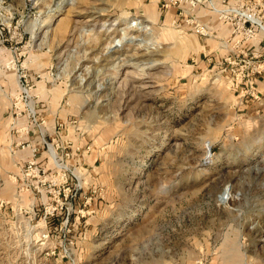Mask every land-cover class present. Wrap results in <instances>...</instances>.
<instances>
[{"label":"rangeland","instance_id":"rangeland-1","mask_svg":"<svg viewBox=\"0 0 264 264\" xmlns=\"http://www.w3.org/2000/svg\"><path fill=\"white\" fill-rule=\"evenodd\" d=\"M198 3L264 20V0H0V264H264V93L254 64L195 63ZM32 103L81 177L63 208L51 160L25 174Z\"/></svg>","mask_w":264,"mask_h":264},{"label":"built area","instance_id":"built-area-1","mask_svg":"<svg viewBox=\"0 0 264 264\" xmlns=\"http://www.w3.org/2000/svg\"><path fill=\"white\" fill-rule=\"evenodd\" d=\"M193 6H195L196 2H192ZM229 11L234 12L232 19V25L235 24L236 22V27L232 29V33L234 34L233 39L236 40L237 44H235L236 47L242 46L243 43L248 42L252 39L255 38L256 32L257 31H264V20L260 17L257 16V13L249 8V7H243L235 9L232 8ZM238 16V17H237ZM235 18H237V21H235ZM229 22V21H228ZM201 33L203 31L199 30ZM264 42V38L262 40ZM255 57V56H254ZM260 57L259 55L256 57ZM227 59H231L228 57ZM246 64V62H245ZM244 64V65H245ZM264 69V59L260 60L256 71L261 72ZM232 71L235 73V69H232ZM236 77L238 78V73H236ZM248 75V74H246ZM246 77V76H244ZM243 77V78H244ZM242 78V79H243ZM23 81V80H22ZM28 88L24 87L23 91L27 92ZM251 94L258 98L260 96V93L257 90H252ZM28 115L29 117L32 118V125H34V128L37 130V134L39 136L38 141H36L34 138H31V140H28L26 145H22L23 148L26 146L31 148V156L29 159H27V164L24 166L25 174L27 176H40L43 175L46 170L44 166V163L46 161L44 158H48L53 162V164L59 169L54 172L53 177L51 181L53 182L54 185H58L60 187L63 186V190L59 188L57 190V193L55 191V196L56 199L55 201L57 203H61V207H64V204L66 203L65 201H62V196L64 195L65 198L68 197H75L79 192L82 190V183H81V177L74 171L73 168L69 166L68 163L65 162V159H69L71 157V150L69 145L66 140H63L60 138V136H56L53 138V140L50 142L47 138L46 130L44 128L45 120H40L37 116V111H36V106L35 103H32V105H28ZM28 138L29 137V130L27 132ZM58 137V138H57ZM57 140V141H56ZM56 141L57 146H54V142ZM19 144V143H18ZM47 153V154H46ZM63 164V165H62ZM62 165V166H61ZM71 173V174H70ZM70 174L71 176H69ZM48 176V175H47ZM45 174V179H47ZM70 177H72V182L70 180ZM67 185V187L65 186ZM50 193H54L50 191ZM71 203V201L69 202ZM52 206H46V208H51ZM69 208L68 206H66ZM57 207L54 206L53 209H56ZM47 213H50L47 212ZM54 215V213L52 212ZM45 217H46V212H45ZM70 217V214H68L66 221L68 222Z\"/></svg>","mask_w":264,"mask_h":264},{"label":"crops","instance_id":"crops-1","mask_svg":"<svg viewBox=\"0 0 264 264\" xmlns=\"http://www.w3.org/2000/svg\"><path fill=\"white\" fill-rule=\"evenodd\" d=\"M207 5V4H206ZM204 4H197V6L194 8V14H200L202 17H205L206 15L210 16L208 18V22L205 23L207 26V32H209L210 35H205L203 37H200L203 40L201 43L200 40V48L196 52V64H199L201 62L205 63L208 70L215 69L217 66L226 64V65H234V64H241L246 62L244 66H249L254 64V70H252L246 77L245 81H243L246 85H249V88L251 90H257L260 95L264 93V70L263 72L256 71V65L258 64L260 60L264 59V42L262 41L264 38V32L257 31L256 36L254 39L245 42L242 44V46L236 47L233 45V42L227 41V38L230 37V40H233V33H232V26H229L228 22L222 21L220 18H216L211 14L209 11L201 10L204 7ZM202 35V34H201ZM199 36V35H198ZM212 42H211V41ZM260 56L256 58L257 56ZM255 56V57H254ZM230 57L231 59H227ZM210 66V67H208ZM226 68L221 69L220 71H225ZM232 74V82L234 84V93L239 92L237 97L241 98V100H244L243 97H241L240 92V80L237 77L233 76ZM243 88V87H242ZM242 91V90H241ZM243 92V91H242ZM244 95V94H243ZM243 104V103H242ZM46 105L42 104V108H39L40 113L42 114V117L46 118ZM51 124L49 121L45 124L44 128L45 130H49ZM68 123V122H67ZM57 122H55L54 130L56 128ZM71 128L75 130L76 125L74 124H67V126L64 128V131L67 133H70ZM66 134V133H64ZM28 137V135H27ZM31 138V135H29ZM36 141H38L39 136L33 137ZM22 153H24V156L21 157L22 161H26L27 158L31 156V152L29 150H20ZM91 150H84L85 153H89ZM84 154V153H83ZM24 159V160H23Z\"/></svg>","mask_w":264,"mask_h":264},{"label":"bare ground","instance_id":"bare-ground-1","mask_svg":"<svg viewBox=\"0 0 264 264\" xmlns=\"http://www.w3.org/2000/svg\"><path fill=\"white\" fill-rule=\"evenodd\" d=\"M151 62H153V61H151ZM209 155H210V152H209ZM228 194H229V191H226V193H225V196L228 198ZM225 197V198H226Z\"/></svg>","mask_w":264,"mask_h":264},{"label":"water","instance_id":"water-1","mask_svg":"<svg viewBox=\"0 0 264 264\" xmlns=\"http://www.w3.org/2000/svg\"><path fill=\"white\" fill-rule=\"evenodd\" d=\"M210 151H211V148H210Z\"/></svg>","mask_w":264,"mask_h":264}]
</instances>
